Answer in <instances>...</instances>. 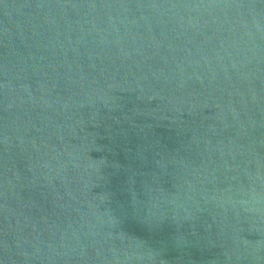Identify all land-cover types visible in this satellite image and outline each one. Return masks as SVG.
<instances>
[{"label": "water", "instance_id": "1", "mask_svg": "<svg viewBox=\"0 0 264 264\" xmlns=\"http://www.w3.org/2000/svg\"><path fill=\"white\" fill-rule=\"evenodd\" d=\"M0 264H264V0H0Z\"/></svg>", "mask_w": 264, "mask_h": 264}]
</instances>
